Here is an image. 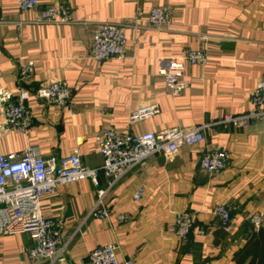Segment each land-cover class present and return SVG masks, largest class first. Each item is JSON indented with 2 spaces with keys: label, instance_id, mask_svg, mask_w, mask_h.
Instances as JSON below:
<instances>
[{
  "label": "crops",
  "instance_id": "crops-1",
  "mask_svg": "<svg viewBox=\"0 0 264 264\" xmlns=\"http://www.w3.org/2000/svg\"><path fill=\"white\" fill-rule=\"evenodd\" d=\"M39 1L38 11L67 5L76 23L21 25L35 14L20 13L17 0H0V155L35 148L45 159L59 162L78 150L85 165L99 168L103 158L96 153V136L104 127L131 134L173 128H203L204 133L201 145L182 147L171 159L156 155L111 189L102 173L98 187L85 180L43 197V215L60 228L62 255L56 264H88L90 252L109 243L117 246L120 260L133 258L135 264H239L235 255L255 230L250 218L255 213L264 218V123L234 128L220 120L252 108L250 95L264 72V0ZM154 7L170 11L169 29L149 25ZM103 21L125 29L126 58L92 59L93 34ZM187 50L210 60L205 67L187 65L190 87L172 97L165 92L158 64L181 58ZM30 62L35 72L22 82L20 72ZM53 81L71 86L68 106L35 97ZM20 87L32 95L27 104L32 125L26 133L10 132L1 115V98L11 95L14 100ZM150 104H158L160 114L130 125L132 112ZM216 148L228 151L231 159L222 172L209 175L200 162ZM140 187L146 193L137 203L134 194ZM100 191L107 192L108 220L90 216ZM218 205L232 211L231 233L214 213ZM178 212L195 219L185 241L169 231ZM119 214L129 221L120 222ZM33 246L27 235L0 234V264H49L29 258L25 250Z\"/></svg>",
  "mask_w": 264,
  "mask_h": 264
},
{
  "label": "built area",
  "instance_id": "built-area-1",
  "mask_svg": "<svg viewBox=\"0 0 264 264\" xmlns=\"http://www.w3.org/2000/svg\"><path fill=\"white\" fill-rule=\"evenodd\" d=\"M39 0H17V9L22 14L34 13L33 19L23 24L39 26H64L76 23L70 8L65 4L50 5L38 11ZM147 22L156 29H169L172 25L170 11L162 7L151 9ZM128 36L125 29L111 21L100 22L93 34L91 57L98 63L113 58H126ZM205 53L187 50L181 58L160 60L158 74L164 78L165 92L172 97L182 95L190 84L186 81L187 65L205 67L209 63ZM35 72L34 62L24 66L20 80H31ZM72 89L66 81H53L38 89L35 97L52 105L66 107L72 102ZM16 97L1 96V115L4 125L10 132H28L32 125V114L28 108L31 93L24 87L18 88ZM252 108L241 115L227 114L220 123L234 128H248L259 122L264 123V72L255 89L251 92ZM158 104L142 106L132 112L130 125L151 120L160 114ZM204 142L203 128L191 130L167 129L160 132L131 134L120 132L114 127H104L96 136V153L103 158L99 168L85 165L78 150L62 158L59 162L45 159L35 148H28L21 154L0 155V234L4 236L27 235L34 246L25 250L36 263L56 264L62 255L59 248L60 228L42 213L41 199L57 194L63 186L91 180L99 186L100 174L108 180L109 188L123 179L129 172L144 161L163 155L167 159L175 157L182 147H197ZM231 155L222 148L205 152L200 166L209 175L222 172L229 164ZM146 190L138 188L134 201L143 200ZM107 192L100 191L98 201L90 216L108 220L110 210L105 206ZM214 213L221 219L225 230L232 232V211L225 205H218ZM120 222H128L126 214L117 216ZM253 228L262 229L264 218L255 213L250 218ZM195 226L194 217L187 212L175 214L169 231L180 240H187ZM200 234H204L203 231ZM88 264H135L133 258L120 260L117 246L113 243L100 246L89 254Z\"/></svg>",
  "mask_w": 264,
  "mask_h": 264
},
{
  "label": "trees",
  "instance_id": "trees-1",
  "mask_svg": "<svg viewBox=\"0 0 264 264\" xmlns=\"http://www.w3.org/2000/svg\"><path fill=\"white\" fill-rule=\"evenodd\" d=\"M190 236V235H189ZM188 236V237H189ZM188 239V238H187ZM249 258L248 264H264V230L253 231V237L241 251L235 255L239 264H244Z\"/></svg>",
  "mask_w": 264,
  "mask_h": 264
}]
</instances>
